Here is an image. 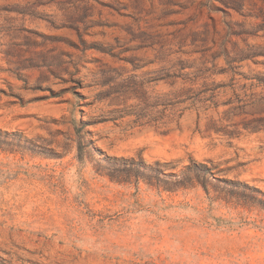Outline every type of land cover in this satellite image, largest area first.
<instances>
[{"label": "rangeland", "instance_id": "obj_1", "mask_svg": "<svg viewBox=\"0 0 264 264\" xmlns=\"http://www.w3.org/2000/svg\"><path fill=\"white\" fill-rule=\"evenodd\" d=\"M0 264H264V0H0Z\"/></svg>", "mask_w": 264, "mask_h": 264}]
</instances>
